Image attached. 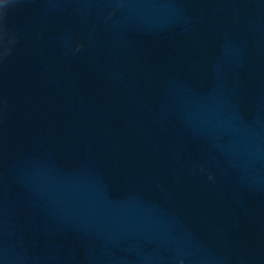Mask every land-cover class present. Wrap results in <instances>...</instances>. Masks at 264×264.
Instances as JSON below:
<instances>
[{
	"label": "clouds",
	"instance_id": "obj_1",
	"mask_svg": "<svg viewBox=\"0 0 264 264\" xmlns=\"http://www.w3.org/2000/svg\"><path fill=\"white\" fill-rule=\"evenodd\" d=\"M8 3H9V0H2V2H0V9L6 7Z\"/></svg>",
	"mask_w": 264,
	"mask_h": 264
}]
</instances>
